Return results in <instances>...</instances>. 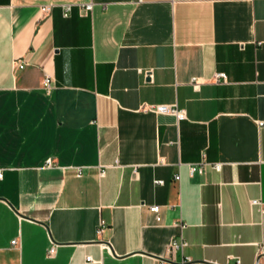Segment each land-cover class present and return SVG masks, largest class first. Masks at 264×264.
<instances>
[{
    "label": "crops",
    "instance_id": "obj_1",
    "mask_svg": "<svg viewBox=\"0 0 264 264\" xmlns=\"http://www.w3.org/2000/svg\"><path fill=\"white\" fill-rule=\"evenodd\" d=\"M0 174V264H255L264 0H0Z\"/></svg>",
    "mask_w": 264,
    "mask_h": 264
},
{
    "label": "built area",
    "instance_id": "obj_2",
    "mask_svg": "<svg viewBox=\"0 0 264 264\" xmlns=\"http://www.w3.org/2000/svg\"><path fill=\"white\" fill-rule=\"evenodd\" d=\"M51 8L52 6L50 5H47V6H43L40 8V12L42 14H48L50 11H51ZM91 9V5H87L85 7V10H90ZM67 11H69V7L66 8V14L65 16H67ZM21 67V66H20ZM221 79H225V75L224 74H216L213 78V81L218 83L219 80ZM51 79L50 77L46 76L42 82V87L46 90V91H49L51 86ZM191 84L193 86V88L195 90H198L200 84L195 80V79H192L191 80ZM143 109L145 111H151V112H154L156 114H168V115H172L176 118V121L177 122H180L181 120H184L186 118L185 116V112L184 110H179L176 106H173V105H158V106H144ZM51 162L49 161L48 162V165H50ZM205 165V162L204 160H202L201 162L197 163V164H189V174L190 176H193L195 173H201L202 170H203V166ZM212 168L219 172L221 170V164H213L212 165ZM2 177V174H0V178ZM174 180L175 181H179L180 180V176L178 174L175 175L174 177ZM156 184L158 185H163L164 182L161 181V180H158L155 182ZM253 204H257L258 202L256 201H253L252 202ZM149 211L151 213L154 214L155 216V220L157 222H159L161 220L160 218V215H159V212H160V207L159 206H152L149 208ZM104 222H100L99 224V227L97 229V234L99 235L102 230L104 229ZM12 245H16L17 244V240H13L11 242ZM185 246V243L184 242H176V241H172L171 244H170V251L174 252L176 250H179V249H182L183 247ZM55 247L56 245H53L49 248V250L47 251V256L48 257H51L54 255L55 253ZM264 257V245H262L259 250H258V254H257V258H256V262L255 264H262L261 263V259ZM86 261L87 262H90L92 261L90 257L86 258ZM183 264H193V262L190 260V259H184L182 261ZM164 264V263H163ZM235 264H240V261L239 260H236Z\"/></svg>",
    "mask_w": 264,
    "mask_h": 264
}]
</instances>
